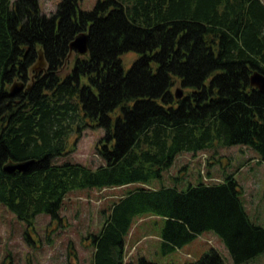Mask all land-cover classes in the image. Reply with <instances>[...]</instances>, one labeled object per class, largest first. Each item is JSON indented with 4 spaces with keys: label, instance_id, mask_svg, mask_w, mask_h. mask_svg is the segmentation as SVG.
I'll return each mask as SVG.
<instances>
[{
    "label": "trees",
    "instance_id": "1",
    "mask_svg": "<svg viewBox=\"0 0 264 264\" xmlns=\"http://www.w3.org/2000/svg\"><path fill=\"white\" fill-rule=\"evenodd\" d=\"M82 31L89 50L71 58ZM40 50L47 68L11 95L13 80H31ZM128 52L139 56L125 70ZM256 69L264 73L263 0H97L92 9L60 0L50 15L39 0H0V203L32 225L43 212L60 219L75 189L126 187L102 211L90 264H175L126 259V236L143 215L164 220L165 253L212 231L234 264L254 259L264 253V225L248 213L235 174L185 187L151 182L181 153L216 144L252 146L264 163V93L250 85ZM88 127L104 130L103 163L54 162ZM30 159L27 171L4 170ZM186 264L224 259L211 248Z\"/></svg>",
    "mask_w": 264,
    "mask_h": 264
},
{
    "label": "rangeland",
    "instance_id": "2",
    "mask_svg": "<svg viewBox=\"0 0 264 264\" xmlns=\"http://www.w3.org/2000/svg\"><path fill=\"white\" fill-rule=\"evenodd\" d=\"M60 0H39L43 13L54 12ZM97 0H80L82 9H92ZM264 2V0H263ZM73 52L71 58L75 56ZM139 56L137 52L122 55L127 70ZM37 61V60H36ZM71 63V62H70ZM70 70L65 66L64 72ZM32 72L30 71V78ZM20 81V79L13 80ZM31 83V80H28ZM103 129L88 127L82 133H74L68 142V152L57 156L54 162L78 161L91 167L103 163L98 152ZM235 174L240 183L242 199L254 221L264 225V163L258 160L256 150L243 144L220 146L198 153L183 152L175 163L164 171V177L151 182L186 186L200 179L206 182L219 181ZM125 188H78L68 193L60 219H53L43 212L36 216L32 225L20 220L4 204L0 203V264H90L94 246L93 234L104 223L103 209L117 199ZM159 218V217H158ZM126 236V259L138 262L139 257L158 263L186 264L195 262L211 248L223 256L224 264H234L219 236L205 231L190 243L165 253L159 233L163 219L143 215L134 220ZM243 264H264V253Z\"/></svg>",
    "mask_w": 264,
    "mask_h": 264
},
{
    "label": "water",
    "instance_id": "3",
    "mask_svg": "<svg viewBox=\"0 0 264 264\" xmlns=\"http://www.w3.org/2000/svg\"><path fill=\"white\" fill-rule=\"evenodd\" d=\"M89 50V33L87 31H82L76 35V37L70 43V52L78 53L79 55H85ZM39 58L35 64L31 67L33 72L31 77V83H28V79H20V81H14L9 87V93L11 95H16L21 91H26V89L31 88L32 84L35 81L37 75L43 73L47 68V61L44 58V53L42 50L39 52ZM250 85L259 89L264 93V73L259 69L254 70L250 75ZM177 97L183 96V90L177 88L176 90ZM35 162L34 159L14 162L10 161L4 165V170L13 173L15 171H27L31 165Z\"/></svg>",
    "mask_w": 264,
    "mask_h": 264
},
{
    "label": "flooded vegetation",
    "instance_id": "4",
    "mask_svg": "<svg viewBox=\"0 0 264 264\" xmlns=\"http://www.w3.org/2000/svg\"><path fill=\"white\" fill-rule=\"evenodd\" d=\"M18 79H20V78H18Z\"/></svg>",
    "mask_w": 264,
    "mask_h": 264
}]
</instances>
